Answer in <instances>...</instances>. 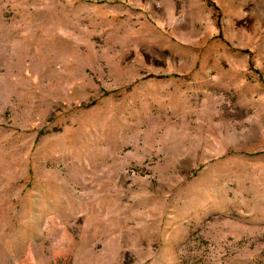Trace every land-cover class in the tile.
<instances>
[{
	"label": "rangeland",
	"instance_id": "374dc122",
	"mask_svg": "<svg viewBox=\"0 0 264 264\" xmlns=\"http://www.w3.org/2000/svg\"><path fill=\"white\" fill-rule=\"evenodd\" d=\"M0 264H264V0H0Z\"/></svg>",
	"mask_w": 264,
	"mask_h": 264
}]
</instances>
